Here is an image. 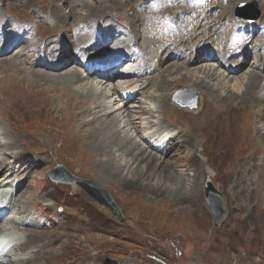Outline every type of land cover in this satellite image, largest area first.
Listing matches in <instances>:
<instances>
[{
	"label": "rangeland",
	"instance_id": "374dc122",
	"mask_svg": "<svg viewBox=\"0 0 264 264\" xmlns=\"http://www.w3.org/2000/svg\"><path fill=\"white\" fill-rule=\"evenodd\" d=\"M15 1L18 8L9 6L8 12H4L5 14L10 15L22 7L29 6L32 2L35 3L34 0ZM43 1L50 0H40V2ZM77 1L81 3V0ZM171 2L175 3V10L179 13H182L183 9L191 10L200 7L212 13L219 12L222 7L230 11V19H227V15L222 17L221 27L223 29L227 27L236 39L248 41V48L252 53L245 57V65L243 64L245 68L241 72L230 74L228 85L224 89L218 88L215 91L217 94H238L243 91L245 81L243 76L246 77L247 71L254 66L252 62L255 61L253 54L255 48L256 50L262 47L264 49V41H262L264 39V0H233L226 5L223 1L218 2L217 0H84L82 6L84 8L81 10L94 9L95 15H99L98 20H100L103 17L105 18L104 15L113 14V11L120 12L122 7L119 8V5L127 8L132 7V4H134L135 7L142 10L146 8L149 13H152ZM53 4L57 7L61 6L65 13L69 10V6L62 0H53ZM92 4L93 6H91ZM255 10H258V16L251 19L255 14ZM19 11L24 12V10ZM130 12H132L131 9L128 10V13ZM156 14L158 13L156 12ZM112 19L115 28L125 33L128 27L124 20L117 17ZM88 23H90L89 26L82 28V30L91 34L103 25V23H100L96 26L91 24L92 21ZM8 24L11 25L12 21H8ZM239 24L246 27L242 36H238L233 30V27ZM80 27H84V24ZM27 37L24 34L23 38L26 39ZM208 48L215 51L214 45H208ZM102 49L101 53L113 52L108 50L107 46ZM241 50L240 47L236 49L239 53ZM14 51L15 49L12 53ZM127 53L129 55H126ZM126 54V56L131 54L134 56L136 52L134 50L126 51ZM215 54L218 56L208 57L204 55V58L208 61H217L220 59V53L216 52ZM82 57L77 58L78 62L79 58ZM177 57L175 53L170 55L171 59H178ZM77 59H72L71 63L79 65L80 63L75 61ZM260 62L263 68L264 58ZM172 64H167L163 68L165 71L159 81L164 76L172 78V82H162V86L167 87L166 89L171 88L170 85L174 83L173 89L170 91L171 102L173 101L179 107L193 111L198 108L200 100V91L193 85L190 86V84H195L196 81L189 77H179L173 72L170 73L169 70ZM147 68L148 71H152L153 66ZM185 69L195 72L197 68L186 66ZM232 69L235 70L236 66L232 65ZM7 73L8 71L5 72L0 67V77L5 78ZM152 74L148 73L145 77ZM197 74L201 79L200 73ZM17 76L18 78L10 83L5 82V79H0V89H8L14 92L19 90L26 100L22 101L20 98V102L12 103L11 106L0 102V110L3 107L6 112H10L9 115L11 114L9 135L12 134L17 139L12 142L14 144L13 148L20 149V151L31 148L39 152H47V155H49V157L44 156V163L39 162L34 156V159L26 160H22V157H20V161L15 166L19 169L22 177L17 175L12 182H10L11 179L2 182L3 185L12 186V190H15L18 186L20 190L17 194L22 193L25 201L24 204H19L17 200L19 196L17 195L11 199L15 211L12 209L8 213L6 212L10 217H17L16 208H24L25 203H29L33 198L39 199L47 207H43L44 209L40 212L33 214L36 223L29 229L50 234L49 237H42L43 233H35L38 240L53 238L51 244H55V247L46 248L45 250L48 249L49 251L40 253L30 264H264V176L259 174L260 176L257 177L255 163H250L253 165V169L247 175L246 165L249 158L248 155L245 156L255 147L261 146L264 151V137L259 134L256 137L253 136L251 128L253 124L251 123L252 113L250 112L253 107L252 111L256 123L263 128L261 130L263 132L264 104L255 109L248 101H244L242 104L225 102L222 103L223 106L217 105L222 112L214 110L213 106L209 104L210 108L206 109L203 114L204 120L199 118L197 121V126L201 125L202 122H204L203 124L207 123L205 129L202 127L200 131L206 130L204 134L197 136L195 133L198 132L191 131L192 134L189 144L185 147V153L180 158L169 159L172 162L169 165L170 169L161 172L166 173L165 176L156 171L153 172L151 178L143 181L139 180L136 182L138 184L133 186L105 179V177L103 179V176L99 177L96 174L97 171H95L94 165L87 162L86 156L82 153L84 148L78 142L74 130L79 128L82 134L85 133V128L92 126L91 117L86 116L90 113L89 110H80L81 105L77 104L74 99L68 100L65 104L63 103L62 107L64 108L61 111L51 112V106L53 105L49 101L50 98H47L49 97L48 91L36 82L21 80L24 76L23 71L19 70ZM240 81L243 83H240ZM187 83L189 85H186ZM209 85L212 88L214 86L212 82ZM3 86L6 88H3ZM153 90L154 88L151 91L153 92L152 96L157 98L161 90ZM118 94L121 95L122 92ZM122 95L124 97L125 93ZM202 97L206 99L208 95ZM191 98L196 100V106L194 107L187 105ZM127 99L124 98L131 110L136 109L139 101H143L144 105L150 109L155 108L156 105L154 99H145L142 94ZM29 100L36 101L29 103ZM23 103L29 104L26 113L18 109ZM157 114H155L154 119L156 125L149 131L145 129L146 132L143 131L144 128L141 130L146 145L154 146L153 139L155 136H150V134L155 131L156 126L159 128L166 126L162 117ZM174 116L175 119H178L176 115ZM80 119L84 122L81 123ZM144 120H141V126L145 125L146 120ZM16 125H19V127ZM80 127H83L84 130ZM167 130L174 133L179 129L173 126ZM130 133L132 135L136 134L133 130ZM0 140L3 142L6 138L0 137ZM136 140H138V137H136ZM160 149H163V153L166 152L164 146L159 148L158 151ZM9 151L7 148L2 149L0 159L5 157L6 162L13 163V157L9 155ZM193 153L199 154L203 162L199 169H196L197 158H195V166H189ZM244 157H247V159ZM162 158L168 159L167 157ZM27 161L34 164L25 166ZM119 161L122 164L124 162L123 159ZM57 165L75 176L91 179L105 188L118 205L122 221H118L108 208L98 203L82 187L52 179L50 172ZM43 166L45 168L40 171ZM7 168H4L2 172L0 168V181L2 176H6V171L10 169ZM170 170L174 171L175 175L178 174L183 178L181 180L182 184L180 182L182 186L189 187L193 185L196 187V197L181 195L178 199V196L170 197L161 189L164 184H168V178H172L168 174ZM126 173L127 170L125 169L123 175H126L129 179L130 174ZM24 176H26L25 179H23ZM247 177L251 180H258L259 185L253 188L255 183L249 181ZM206 179H209L220 191L226 205V216L218 225L214 224L213 215L206 204ZM29 180H34L30 189ZM129 180L131 181V179ZM174 181L176 182V179ZM42 186H45V191L49 192L50 197H43V194L40 193ZM37 194L39 196L36 197ZM26 214L24 213V215ZM9 220H0V227L3 224L10 228L17 226L11 219ZM18 232L22 231L18 230ZM23 232L18 242L24 240L26 232L24 230ZM31 247L27 250L29 251L36 246L32 245Z\"/></svg>",
	"mask_w": 264,
	"mask_h": 264
},
{
	"label": "bare ground",
	"instance_id": "6f19581e",
	"mask_svg": "<svg viewBox=\"0 0 264 264\" xmlns=\"http://www.w3.org/2000/svg\"><path fill=\"white\" fill-rule=\"evenodd\" d=\"M34 1L35 3L32 2L29 6L19 9L24 10V12L18 10L8 15L4 12H8L9 6L18 8L16 1L0 0V67L3 71H8L6 77H0V79H5V82L10 83L18 78L17 72L19 70L23 71L24 76L21 80L36 82L48 91L49 97L47 98H50L49 101L53 105L51 106V112L61 111L64 108L62 107L63 103L65 104L68 100L74 99L77 104L81 105L80 110H89L91 114L89 113L86 116L91 117L92 126L85 128V133L81 134L79 128L74 130V133L77 135L78 142L84 148L82 153L86 156L87 162L94 165L95 171H97L96 174L99 177L103 176V179L105 177V179L119 181L125 185L136 186L137 181L151 178L153 172L158 171L159 174L165 176L166 173L161 172L170 169L169 165L172 163L170 160L180 158L185 153L184 150L189 144L191 131L198 132L195 133L197 136L203 135L206 131L200 132L202 127L205 129L207 123L203 124L204 122H202L201 125L197 126V121L199 118L204 120L203 114L206 109L210 108L209 104L217 111H221L217 105L223 106L222 103L225 102L242 104L244 101H248L255 109L264 104V66L262 68L260 62L264 58L263 47L258 50L255 48L253 53L255 61L252 60L253 57L251 56L254 66L247 71L246 77L243 76L245 80L243 91L238 94H217L215 91L218 88L224 89L228 85L230 74L241 72L245 68L243 66L245 57L252 53L248 48V41L236 39L227 27V30L221 27L224 15H227V19H230V11L226 8L222 7L217 13L209 12L207 9H202V7L192 8L191 10L183 9L182 13H179L175 10V3L171 2L155 10L158 13L156 14L155 11L149 13L146 8L143 10L137 8L134 4H132V7L127 8L119 5V8L122 7L120 12L113 11V14L104 15L105 18L98 20L99 15H95L94 9L81 10L84 8L82 7L84 0H81V3L77 0H62L69 6L67 13L62 10L61 6L57 7L53 4V0L43 1L45 4L40 0ZM217 1H223L226 5L233 0ZM104 7L106 6L104 5ZM129 9L132 12L128 13ZM114 17L124 20L128 27L125 33L119 32V34H116L117 31H114L116 28L112 19ZM70 18L72 19L68 20ZM8 21H12V24H8ZM89 21H92L91 24L96 26L103 23L98 35L82 30V28L89 26ZM82 24H84V27H80ZM24 34L28 36L26 39L23 38ZM108 38H110L109 43L106 45ZM91 39H96V43L93 44L94 49L107 46L110 50L122 54L134 50L136 54L129 56L130 58L134 57V60H132L133 66L127 71L122 70L121 75H118V72H114L113 69L119 67V65H113L110 69L103 71L92 67L84 69L80 64L73 65L71 63L72 59H77L80 56L84 57V55L86 57L90 56L92 47L86 49L85 45ZM208 45L215 46V51L220 53L219 60L213 62L204 58V55L208 57L218 56L214 50L208 48ZM238 47L242 49L240 53L236 51ZM14 49L15 51L12 53ZM172 53H175L178 59H171L170 55ZM75 61L78 62V59ZM170 63H173L169 70L170 73L173 72L179 77H189L196 81L195 84H190V86L193 85L200 91L197 109L193 111L184 109L173 101L171 102L170 91L173 89L174 83L169 84L171 88L166 89L167 87L162 86V82H172V78L164 76L159 81L165 71L163 68ZM231 63L236 66L235 70L232 69ZM125 65L130 66V63L127 61ZM148 66H153L152 71L147 70ZM186 66H195L197 69L195 72H190L185 69ZM148 73L153 74L145 77ZM197 73H200L201 79ZM210 82H212V85L214 84L213 88L210 87ZM240 83L243 82L240 81ZM3 88L6 87L3 86ZM153 88V91L161 90L157 98L152 96L153 92L151 91ZM120 92L131 95L130 99L137 94H142L145 99H154L156 102L155 108H147L143 101H139L136 109L131 110L123 95L118 94ZM204 95H208V97L205 99L202 97ZM22 96L23 94L19 90L14 92L8 89H0V102L2 104L11 106L12 103L20 102V98L22 101H26ZM127 100H129V97ZM35 101L29 100V103ZM28 105L23 103L18 109L26 113ZM1 108L0 137H5L6 140L3 142L0 140V151L4 148L10 150L9 155L13 157V163L6 162L5 157L0 159L2 161L0 163L1 172L6 167L10 168L6 171V176H2L0 181V220L11 219L17 226L14 227L15 229L4 224L0 227V264H30L40 253L48 252L49 250L46 251V248L55 247V244H51L53 238L38 240L35 233L42 234L43 232L29 229L36 223L33 214L47 207L39 199L33 198L29 203H25L24 208H16L17 217H10L7 213L12 209L15 211L11 199L17 195L19 196L17 198L19 204H24L25 201L22 193L17 194L20 190L18 186L15 190H12V186L3 185L2 182L8 179H11L10 182H12L17 175L22 177L19 169L15 166L20 161V157H22V160H26L34 156L39 162L44 163V156L49 157V155H47V152H39L31 148L25 151L13 148L14 144L12 142L17 139L12 134L9 135L11 114L9 115V111L6 112L3 107ZM252 108L250 112L252 113L251 123L253 124L251 128L253 136L256 137L259 134L264 137V131H261L263 128L256 123ZM156 113L162 117L166 126L164 128L156 126L155 131L151 132L150 136L164 132L159 137V140H162L168 135L167 141L162 145L166 149L165 153L162 152L163 149L158 151L159 148L156 144L154 146L146 145L142 136L141 130L143 128V131L146 132L145 129L149 131L156 125L154 120ZM174 115L178 119H175ZM143 119L146 122L145 125L141 126L140 123ZM16 126L19 127V125ZM173 126H176L179 130L170 133L167 129ZM131 130L136 134L132 135ZM71 137L73 138V135ZM136 137H138V140H136ZM247 155L249 158L248 164H245L247 175L253 169V165L250 163H255L257 177L260 176L259 174L264 176V151L262 147H255L251 152L245 154V156ZM173 156L175 157L173 158ZM195 158H197L196 169H199L203 163L199 154L193 153L189 166H195ZM244 158L247 159V157ZM120 159L124 160L123 164L119 161ZM25 163V166L34 164L31 161ZM44 168L43 166L40 171ZM125 169L127 170L126 174H130L129 179L131 181L126 175H123ZM168 174L172 178H168V184H164L161 188L168 196H178V199L181 195L196 197L197 190L195 186H182L181 180L183 178L180 175H175L174 171L171 170ZM25 178L26 176L23 179ZM174 179H176V182ZM247 179L255 183L253 188L259 185L258 180H251L248 177ZM33 181L29 180V189ZM40 193L43 194V197H50L49 192L45 191V186L41 187ZM24 213L27 214L24 215ZM18 230L26 232L22 242H18V239L22 237V232H18ZM41 236L49 237L50 234L43 233ZM32 245L36 247L28 251L27 248Z\"/></svg>",
	"mask_w": 264,
	"mask_h": 264
},
{
	"label": "water",
	"instance_id": "95a60500",
	"mask_svg": "<svg viewBox=\"0 0 264 264\" xmlns=\"http://www.w3.org/2000/svg\"><path fill=\"white\" fill-rule=\"evenodd\" d=\"M258 16V10H255V14L251 19H255ZM182 92L181 90H179ZM187 105L190 107L196 106L195 98L189 99ZM50 176L54 180L62 181L65 183L76 184L82 187L92 198H94L98 203L104 205L109 209L110 213L118 220L122 221V216L120 209L114 199L111 197L109 192L103 188L101 185L96 183L91 179H84L75 176L65 170L59 165L52 168ZM205 196L206 204L211 211L214 219V224L218 225L226 216V205L220 191L212 184L209 179L205 182Z\"/></svg>",
	"mask_w": 264,
	"mask_h": 264
}]
</instances>
